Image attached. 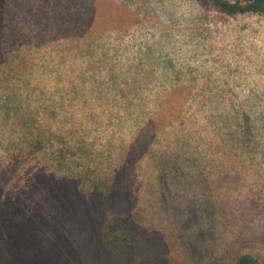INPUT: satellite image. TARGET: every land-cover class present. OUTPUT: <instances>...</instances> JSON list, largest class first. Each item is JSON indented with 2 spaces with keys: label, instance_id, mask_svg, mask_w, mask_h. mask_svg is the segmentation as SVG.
<instances>
[{
  "label": "rangeland",
  "instance_id": "rangeland-1",
  "mask_svg": "<svg viewBox=\"0 0 264 264\" xmlns=\"http://www.w3.org/2000/svg\"><path fill=\"white\" fill-rule=\"evenodd\" d=\"M109 212L135 228L123 256L97 242ZM241 251L264 264V15L0 0V264Z\"/></svg>",
  "mask_w": 264,
  "mask_h": 264
},
{
  "label": "trees",
  "instance_id": "trees-1",
  "mask_svg": "<svg viewBox=\"0 0 264 264\" xmlns=\"http://www.w3.org/2000/svg\"><path fill=\"white\" fill-rule=\"evenodd\" d=\"M214 7L229 16L264 15V0H208ZM135 235V228L128 213H106L99 226L97 242L106 257L127 254ZM256 256L244 251L238 252L230 264H258Z\"/></svg>",
  "mask_w": 264,
  "mask_h": 264
}]
</instances>
